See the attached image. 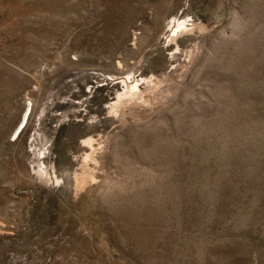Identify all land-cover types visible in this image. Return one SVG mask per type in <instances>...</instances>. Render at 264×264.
Segmentation results:
<instances>
[{"label":"rangeland","instance_id":"rangeland-1","mask_svg":"<svg viewBox=\"0 0 264 264\" xmlns=\"http://www.w3.org/2000/svg\"><path fill=\"white\" fill-rule=\"evenodd\" d=\"M0 264H264V0H0Z\"/></svg>","mask_w":264,"mask_h":264},{"label":"bare ground","instance_id":"bare-ground-1","mask_svg":"<svg viewBox=\"0 0 264 264\" xmlns=\"http://www.w3.org/2000/svg\"><path fill=\"white\" fill-rule=\"evenodd\" d=\"M184 27H186V23H185V20H181V22H178L176 25H175V32L177 33V30H179V28H181V30H182V28H184ZM174 28V27H173ZM185 29V28H184ZM183 29V30H184ZM188 29V28H187ZM185 31V30H184ZM180 32V31H179ZM183 32V31H182ZM175 35V34H174ZM179 35V34H178ZM175 38V37H174ZM175 40V39H174ZM126 76H131L130 74L129 75H126ZM126 79V78H125ZM128 79V78H127ZM130 79H131V77H130ZM124 81V80H123ZM139 81V80H138ZM146 81V80H145ZM125 82H126V80H125ZM128 82V81H127ZM140 82V81H139ZM149 82V81H148ZM138 83V82H137ZM132 84V83H131ZM127 85V84H126ZM138 84H132L131 85V87H130V90L128 91L127 90V88H126V93H123V94H127V93H133V91L136 89V88H138V86H137ZM128 86V85H127ZM129 89V88H128ZM138 92V91H137ZM139 94V93H138ZM120 95V94H119ZM128 95V94H127ZM131 96V95H130ZM122 97V95H120L119 96V100L118 101H120L121 102V99L123 98H121ZM117 102V101H116ZM115 102V103H116ZM116 104H118V103H116ZM117 106V105H116ZM28 115V114H27ZM27 119V117L25 116L24 118H23V120L21 121V123L18 125V127L15 129V131L13 132V134H12V136H13V139L14 140H16V138L22 133V131H23V129H24V124L26 123V120ZM24 126V127H23ZM19 138V137H18ZM90 139V138H89ZM88 140V139H87ZM87 140H86V142H87ZM91 140V142H92V139H90ZM90 140H88V142L90 141ZM94 140V139H93ZM83 142H85V141H83ZM87 142V143H88ZM94 142V141H93ZM86 143V144H87ZM91 144V143H90ZM84 145V144H83ZM91 146V145H90ZM91 154V153H90ZM92 154H93V152H92ZM91 154V155H92ZM87 155V154H86ZM88 156V155H87ZM85 157V156H84ZM83 157V158H84ZM91 157V156H90ZM86 158V157H85ZM89 158V157H88ZM92 158V157H91ZM90 158V159H91ZM89 159V160H90ZM86 160V159H85ZM84 160V161H85ZM90 161H92V160H90ZM86 164V163H85ZM85 167V166H84ZM39 174H40V176H47V171L46 170H44V171H39ZM78 177V176H77ZM76 179H78V178H76ZM80 180V179H79ZM83 181L85 180V179H82ZM78 182V181H77ZM81 182V181H80ZM84 183V182H83Z\"/></svg>","mask_w":264,"mask_h":264}]
</instances>
